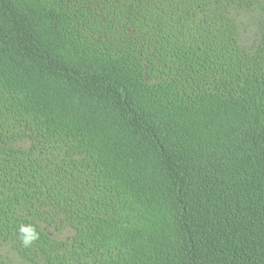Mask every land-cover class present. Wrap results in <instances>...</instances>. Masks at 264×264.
Wrapping results in <instances>:
<instances>
[{
  "label": "trees",
  "instance_id": "trees-1",
  "mask_svg": "<svg viewBox=\"0 0 264 264\" xmlns=\"http://www.w3.org/2000/svg\"><path fill=\"white\" fill-rule=\"evenodd\" d=\"M15 259L264 264V0H0Z\"/></svg>",
  "mask_w": 264,
  "mask_h": 264
},
{
  "label": "clouds",
  "instance_id": "clouds-1",
  "mask_svg": "<svg viewBox=\"0 0 264 264\" xmlns=\"http://www.w3.org/2000/svg\"><path fill=\"white\" fill-rule=\"evenodd\" d=\"M22 240L25 247L30 246L36 239H38V233L34 228L24 227L21 228Z\"/></svg>",
  "mask_w": 264,
  "mask_h": 264
},
{
  "label": "rangeland",
  "instance_id": "rangeland-1",
  "mask_svg": "<svg viewBox=\"0 0 264 264\" xmlns=\"http://www.w3.org/2000/svg\"><path fill=\"white\" fill-rule=\"evenodd\" d=\"M13 264H29V263H27V262H21V261L15 259L14 262H13Z\"/></svg>",
  "mask_w": 264,
  "mask_h": 264
}]
</instances>
